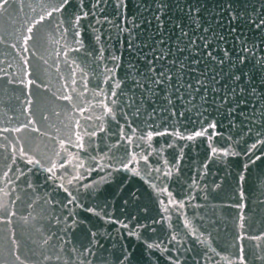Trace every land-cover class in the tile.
<instances>
[{"label":"water","instance_id":"water-1","mask_svg":"<svg viewBox=\"0 0 264 264\" xmlns=\"http://www.w3.org/2000/svg\"><path fill=\"white\" fill-rule=\"evenodd\" d=\"M167 3L0 8V264H264V31Z\"/></svg>","mask_w":264,"mask_h":264},{"label":"snow or ice","instance_id":"snow-or-ice-1","mask_svg":"<svg viewBox=\"0 0 264 264\" xmlns=\"http://www.w3.org/2000/svg\"><path fill=\"white\" fill-rule=\"evenodd\" d=\"M63 3H67V0H62ZM100 0H97V3H99ZM156 4H157V12H160L161 14L164 13V11H166L167 7H168V3L167 0H155ZM8 3V0H0V8H2L4 5H6ZM217 7L219 9H221L220 13H218V15L220 16V20L217 21L218 24H220L222 21L226 20L227 24L229 25V31L232 33H236L237 28H243L245 25L248 28H254L257 31H264V11L258 12L256 13L255 16H252L250 14H248L247 12L241 13L238 12L234 6H233V0H218L217 3ZM261 8H264V4H261ZM60 8H54L51 12L48 13L49 16H52L55 12L59 11ZM201 8H200V0H190L189 6H188V10H187V14L193 19V21L195 23H197V26H199V21L197 19V16L194 14H199ZM255 11V9H253ZM158 23H160L162 25V21H160V16H155L154 17ZM44 18L41 17V21ZM33 31L32 28L28 29V32L31 33ZM209 31V29L205 28L204 32L207 33ZM181 35L182 36H187L188 33L183 31V29H181ZM215 33H214V37H215ZM33 39L32 36H26L25 37V44H27V42L29 40ZM200 40H202L204 43L202 45L203 48L208 49L211 48L212 45L211 43L208 41L207 36H202L199 37ZM219 40L223 41L224 40V36H219ZM233 40L234 41H238V48L240 51V55L237 56L236 61H232L233 64H235L237 61L241 64H243L245 62V60L247 59V55L248 53H252L253 55L255 54L253 52V49L256 48V45H253L252 48L248 47V40L246 38H244L243 32H239L236 35L233 36ZM161 43H163V41H161ZM190 44H195V41L189 40ZM261 43L264 44V39L261 40ZM201 45H197V47H200ZM25 51H27V48H25ZM180 51H183V49H180ZM208 57L210 60L215 61L217 64L223 65L226 62V58L227 60H231V56L229 55V50L225 49L224 50V55L223 57L217 58V55H215L213 52L209 51L208 52ZM159 58V57H157ZM260 63H264V57L261 58ZM233 76L235 77V79L237 81L240 80V76H236L235 73H233ZM164 79H167L169 82L172 80V77L167 75V73L161 71L158 74L157 78L153 79V83L159 85ZM213 81H215L216 77L213 76L212 77ZM29 84H31L32 82L29 81ZM178 90V89H177ZM233 91H235V89H233ZM64 99L66 100H71L70 96H65ZM225 102H227V97L225 96ZM29 109H26V111H28ZM29 123H31V121H29ZM27 125H24L22 128H16L15 131L20 132L23 131L24 128H26ZM211 127H215V125H211ZM34 131H39L38 129H33ZM2 131L7 132L9 131V129L4 128L2 129ZM203 132H196L195 135L196 136H200L203 135ZM189 139H192L193 137H188ZM148 139H151V136L148 137ZM264 143V142H262ZM253 148L256 147V145L252 146ZM215 151V150H214ZM257 159H259V157H257ZM29 163H34V161H28ZM53 169H49V171H52ZM6 175V173H5ZM6 205H4V203L2 202V200H0V211H3L5 209ZM85 252H87L88 254H91V250L87 249L85 250ZM81 256L83 257V259L80 261V264H85V261L87 260V256L84 253H81ZM117 259H119V257H117ZM87 264H91V261H87Z\"/></svg>","mask_w":264,"mask_h":264}]
</instances>
